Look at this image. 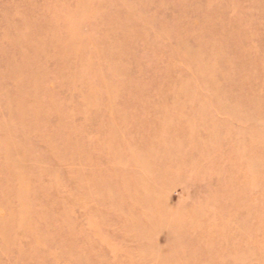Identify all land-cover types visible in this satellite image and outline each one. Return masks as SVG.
Returning <instances> with one entry per match:
<instances>
[{
	"label": "rangeland",
	"instance_id": "obj_1",
	"mask_svg": "<svg viewBox=\"0 0 264 264\" xmlns=\"http://www.w3.org/2000/svg\"><path fill=\"white\" fill-rule=\"evenodd\" d=\"M0 264H264V0H0Z\"/></svg>",
	"mask_w": 264,
	"mask_h": 264
}]
</instances>
